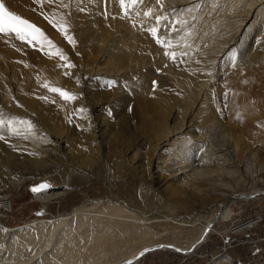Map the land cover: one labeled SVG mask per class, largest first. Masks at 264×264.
Wrapping results in <instances>:
<instances>
[{
  "label": "rangeland",
  "instance_id": "obj_1",
  "mask_svg": "<svg viewBox=\"0 0 264 264\" xmlns=\"http://www.w3.org/2000/svg\"><path fill=\"white\" fill-rule=\"evenodd\" d=\"M170 1L126 0L122 7L120 0H2L67 59L46 43L0 33V121L29 136L13 141L24 149L19 158L0 139V229L66 214L63 225L71 226L106 212L122 221L121 233L111 249L94 254L111 264L156 239L131 264H212L221 255L227 264H264V195L239 199L225 218L217 216L235 194L264 189V111L248 113L264 100V57L252 55L264 25L248 0ZM65 166L77 180L63 174ZM43 181L51 187L41 193L62 194L38 198L31 189ZM106 203L128 212L114 217ZM213 213L215 231L197 252L169 245L190 241L159 215L194 220ZM51 246L30 264H65L50 255L42 260Z\"/></svg>",
  "mask_w": 264,
  "mask_h": 264
},
{
  "label": "bare ground",
  "instance_id": "obj_2",
  "mask_svg": "<svg viewBox=\"0 0 264 264\" xmlns=\"http://www.w3.org/2000/svg\"><path fill=\"white\" fill-rule=\"evenodd\" d=\"M175 1L177 3L176 5L179 6L185 4L183 0H175ZM196 1H198L197 4H200L203 0H196ZM207 1L214 2V0H207ZM249 1L250 0L247 1V3L249 4L248 10L255 17L258 16L262 24L264 25V0H256L255 3L253 2L251 3V1L250 2ZM170 3L173 5L174 3L173 0H171ZM150 7L152 10L154 9L156 11L157 3H151ZM212 18L215 20L213 22L210 21L209 26L214 28V25H216L218 22V16H215V18L213 16ZM244 28L241 31L243 35L248 31V28L245 31H243ZM252 46H253L252 47L253 56L259 55L264 57V26L262 27L260 32H258L256 36L252 39ZM5 57H6V49H0V58L3 60L5 59ZM262 73H263L262 75H264V71ZM262 86L264 90V82H262ZM185 87L186 88L188 87L190 90H193V85L191 82H189L188 85H185ZM257 105H258L257 108H254L253 107L254 105H251L248 108V113L250 116L254 115L257 112L264 111V100L263 101L259 100ZM10 125L15 126L16 123L9 124V122H6L0 124V137H3L1 140L4 143L3 144L4 151L9 153L11 157L19 158L24 155L25 153L24 149H22L20 146H16L13 143V141L16 138H18L20 139V141L26 143L29 139V136L27 135V133L20 132L16 134V132H12L10 130L11 128ZM16 131H19V129L18 130L16 129ZM61 170L64 175L65 174L66 176L72 175L73 179L76 180L78 179L76 173H73L68 167L66 166L62 167ZM98 171L101 173L102 171L101 166L98 167ZM259 193L264 195V189L256 190V191L254 190L251 193L235 194L233 198L221 204V206L218 209L217 216L219 217V219L225 218L229 214L230 207L233 202H236L239 199L250 200L251 199L250 196ZM61 194H62L61 191L53 189L51 191H47L39 194L38 198L42 200H51L59 197ZM104 210L108 212H113L112 215L114 217H117L116 215H119L120 213H121L120 215H123L122 213L128 212L127 210L121 207H117L112 203H106ZM214 213L211 215V218L204 217L205 219H199L195 217L196 219L194 220H187V219L173 220V218L171 217L168 218L169 217L168 215H159V217L160 216L164 217V220L163 219L161 220H163L165 224L169 225L172 228L171 229L172 233L175 236H185L190 241L188 242L189 244L186 246L177 245L173 242H169V245L174 247L176 251L185 252L188 255L197 252V250L206 242L207 237L213 231H215V225L218 218L216 216L213 217L215 215ZM104 214L105 216H100L93 220H91L89 217L88 218L85 217L80 222H75L73 220V224L71 226L63 225V221L69 218V215L67 214L62 217H56L55 219L42 218L41 220L32 223L27 222L21 227H17V228H7L1 226L4 229H0V242H2V248L0 249V253L3 250L5 251L3 254H0V264H30L31 261L38 254H40L45 248L48 247V245L49 246L52 245L50 248V252H48L49 254H47V256L44 255L42 257V260L44 259V257L48 258V255H50L51 259L52 258L56 259L59 257L65 260V264H111V260L108 261L102 260V256H96L94 252L99 251V249L102 246H106L109 249L112 248L114 244L111 243L119 235V233H121L120 231H116V230L118 224L121 223L122 221L121 222L119 221L118 223L116 219L112 217L110 218L107 217L106 215L108 214H106V212ZM89 223H96L95 224L96 226L89 225ZM85 225H87L88 227L82 229ZM151 235L152 234H149L148 236ZM69 236H71V238L66 242L65 239L68 238ZM89 236L92 237V241L91 240L89 241V239H87V237ZM141 238L143 239L144 242H146L144 237ZM249 239H247V241ZM157 240L158 239H156V241L154 242L149 241L146 243H142L143 245L137 247L134 250L133 247L132 251L128 253V255L126 256L124 255V257H122L121 259L118 258L119 260L117 261L116 264H126L128 261L136 259L138 255L140 256L148 248L152 247L154 244L156 245V243H159V241L157 242ZM98 241L100 242L103 241V243L97 244ZM231 241L232 243H234L235 241H237V238ZM257 241L258 240L251 239L249 242L258 243ZM81 242H86V243L80 244ZM89 242L91 243V245L89 247H85V244ZM33 246L35 247L37 246V247L33 249L32 248ZM49 261L51 260H48V262L44 261V263L47 262L46 264H48L50 263ZM55 262H53V264H55ZM212 264H227V261L225 260V257L221 255L216 257L215 261Z\"/></svg>",
  "mask_w": 264,
  "mask_h": 264
},
{
  "label": "snow or ice",
  "instance_id": "obj_3",
  "mask_svg": "<svg viewBox=\"0 0 264 264\" xmlns=\"http://www.w3.org/2000/svg\"><path fill=\"white\" fill-rule=\"evenodd\" d=\"M133 2H135V0H133ZM120 4L123 7L126 4V0H120ZM157 19L159 20L160 18L158 17ZM61 30L63 31V28H61ZM150 31L153 34L156 33L155 28L150 29ZM0 33H15V35L21 41H27L29 44H32L33 42H38L41 46H43L46 43L50 49L55 48V54L60 55L61 58L64 60L67 59V57L62 54L61 50L53 43V41H51L44 35L43 31L40 28H38L30 21L23 19L19 15H16L15 13L9 11L8 8L5 7L2 0H0ZM66 38L69 43L74 42L73 37L66 36ZM66 66L72 67L71 64H68ZM51 91L58 92L65 99L71 98V94L63 89L54 87L51 89ZM3 123V121H0V124ZM2 138L3 137H0V139ZM47 187H49V185H47L46 183H40L38 185L33 186L31 190L39 194ZM128 264H131V261H129Z\"/></svg>",
  "mask_w": 264,
  "mask_h": 264
},
{
  "label": "water",
  "instance_id": "obj_4",
  "mask_svg": "<svg viewBox=\"0 0 264 264\" xmlns=\"http://www.w3.org/2000/svg\"><path fill=\"white\" fill-rule=\"evenodd\" d=\"M40 183H46L47 185H49V187H47L46 189L48 190V189H50V187H51V185L49 184V183H47V182H45V181H43V182H39L38 184H40ZM38 184H36V185H38ZM35 186V185H34ZM46 189H44V190H46ZM35 193V192H34ZM260 194V193H259ZM256 196H258V194H256V195H252V196H250V198H252V197H256ZM149 251V248L144 252V254L146 253V252H148ZM143 255V254H142ZM141 255V256H142ZM141 256H139V257H141ZM135 260V259H134ZM131 262L133 261V260H130ZM129 262V261H128ZM128 262L126 263V264H128Z\"/></svg>",
  "mask_w": 264,
  "mask_h": 264
}]
</instances>
